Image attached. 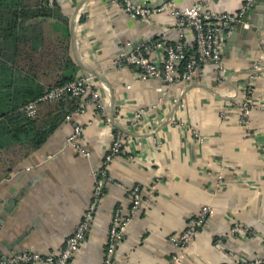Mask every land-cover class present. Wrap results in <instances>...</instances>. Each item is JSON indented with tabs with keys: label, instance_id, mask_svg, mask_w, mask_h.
<instances>
[{
	"label": "crops",
	"instance_id": "1",
	"mask_svg": "<svg viewBox=\"0 0 264 264\" xmlns=\"http://www.w3.org/2000/svg\"><path fill=\"white\" fill-rule=\"evenodd\" d=\"M37 1L22 0L24 6ZM55 1L59 17L29 19L24 25L27 42L17 57L28 56L30 86L55 85L69 71V61L77 70L75 78L88 71L100 73L108 87L103 102L109 117L114 105V118L133 138L125 154L106 167L103 193L72 263L101 264L113 213L125 215L130 207L129 188L153 184L151 200L144 197L148 203L122 232L114 264H169L175 253L182 264H264V109L250 113L249 126L238 123L246 86L251 99L264 103V30H251L247 22L245 36L226 38L223 76L215 62H208L199 67L193 82L159 91L162 81L138 80L133 69L118 70L111 64L130 44H157L163 36L174 40L169 12L143 22L110 0ZM134 1L155 6L162 0ZM196 1L215 12L234 13L245 0L170 2L182 8ZM256 18L249 12L251 22ZM185 45L193 50L191 33ZM6 51L7 57L13 53ZM159 53L155 49L157 58ZM255 64L260 70H253ZM96 82L103 83L97 77ZM139 110L144 113L137 119ZM72 121L84 127L88 158L66 143L71 123L65 121L8 175H0L2 254L61 249L90 204L92 174L113 128L92 105L72 114ZM204 205L213 208L214 215L194 240L178 249L169 236Z\"/></svg>",
	"mask_w": 264,
	"mask_h": 264
},
{
	"label": "built area",
	"instance_id": "2",
	"mask_svg": "<svg viewBox=\"0 0 264 264\" xmlns=\"http://www.w3.org/2000/svg\"><path fill=\"white\" fill-rule=\"evenodd\" d=\"M110 1L129 16L138 18L143 22L152 21L156 14L169 12L172 19V28L176 34L174 40H169L163 36L162 41L157 44L138 45L128 54L123 53L115 58L111 64L112 68L118 70L133 69L138 80L155 78L162 81L164 85L158 88L161 91L163 88L173 84H189L193 82L198 74L199 67L208 62H215L219 75L223 76L225 68L221 58L225 50L226 38L240 22L247 8L254 0H245L242 7L234 13L212 11L204 1H196L182 8L176 7L170 2L171 0L155 6H150L146 3L139 4L134 0ZM53 2L54 0H48L47 4L50 6ZM188 33L192 34L194 40L192 51H188L185 45ZM260 45L264 51V39L261 40ZM155 49L160 50L158 58L154 55ZM253 70H260L259 65L255 64ZM251 91L250 86H246L244 89L245 96L239 108L238 123L244 126H249V117L253 110L264 109V103L260 104L251 99ZM106 92L101 83L96 82V76L87 73L63 84L47 88L39 98L25 105L24 109L27 115L32 117L36 114L38 102L54 101L65 97L80 98L82 101L79 109L66 116L65 119L66 122L71 123V132L66 138V143L72 146L79 154L88 158L90 152L83 138L84 127L72 121V114L92 105L102 115V121L111 127L109 112L103 102ZM143 113L144 111L139 110L136 112L135 117L138 119ZM114 121L117 125H122V122H118L116 118H114ZM114 130H116L115 133L113 132ZM112 133V139L106 148L102 161L92 174V200L82 219L76 224L72 234L65 239L62 248L46 253H40L33 249L21 250L0 259V264H31L33 262L73 264L71 260L86 237L93 218V211L103 193L107 180L106 167L114 158L123 156L128 145L133 141L130 135L120 129L113 128ZM154 191L155 186L153 184L146 188L138 184L129 188L130 207L125 215H121L119 210H115L113 213L101 264H114L115 248L122 232L132 216L148 203L144 197L148 196L151 200ZM214 213L215 210L210 206H202L196 216L187 219L186 226L183 229L169 236L170 241L178 249H182L195 239L198 231L203 228ZM217 242L220 244L222 240H217ZM260 262V260H255V263ZM169 264H182L179 253L171 256Z\"/></svg>",
	"mask_w": 264,
	"mask_h": 264
},
{
	"label": "trees",
	"instance_id": "3",
	"mask_svg": "<svg viewBox=\"0 0 264 264\" xmlns=\"http://www.w3.org/2000/svg\"><path fill=\"white\" fill-rule=\"evenodd\" d=\"M24 6L22 0H0V175H8L22 160L38 149L62 123L66 116L79 109L81 99L65 97L37 103L35 116L24 109L39 98L47 88L30 86L32 69L28 56L17 53L27 42L26 21L34 18L59 17L60 8L54 0H39ZM62 20V19H61ZM13 53L7 57V51ZM68 72L55 85L75 78L76 68L69 61ZM29 87H27V85ZM23 86L22 89L19 86ZM53 85V86H55ZM38 87V86H37ZM114 133L116 130L113 131Z\"/></svg>",
	"mask_w": 264,
	"mask_h": 264
},
{
	"label": "water",
	"instance_id": "4",
	"mask_svg": "<svg viewBox=\"0 0 264 264\" xmlns=\"http://www.w3.org/2000/svg\"><path fill=\"white\" fill-rule=\"evenodd\" d=\"M168 0H162L161 2H159L160 4H163L165 2H167ZM158 4V5H160ZM249 12H254L257 14V18L256 21L251 22V20L249 19ZM250 22L253 26L251 28V30H257V31H261L264 30V0H254L252 2V4L247 8L246 12L244 13L243 17L241 18L240 22L237 24V26L234 28V30L231 32V34L229 35V38L233 37L235 38L237 35L241 34V36H245L247 34L248 29L244 26L245 23ZM230 41V39H229ZM136 47V44H130L124 51L125 54H128L129 52L132 51L133 48ZM89 74H93L95 75L97 78H99L103 83L102 86L107 90L108 87L106 86V82L105 79L101 78L100 73L98 72H94V71H88ZM114 115H115V109H114V105L111 108V112H110V122L112 125V128L114 129H120L123 130L122 127H120L119 125H117L114 121ZM5 247L7 249H10L11 246L8 244H6V242H2ZM16 253V252H15ZM9 254H2L0 252V259L6 258L8 257Z\"/></svg>",
	"mask_w": 264,
	"mask_h": 264
}]
</instances>
